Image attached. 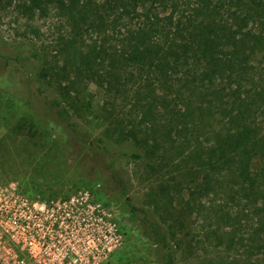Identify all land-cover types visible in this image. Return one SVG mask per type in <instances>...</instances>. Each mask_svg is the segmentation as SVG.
Instances as JSON below:
<instances>
[{
  "label": "trees",
  "instance_id": "obj_1",
  "mask_svg": "<svg viewBox=\"0 0 264 264\" xmlns=\"http://www.w3.org/2000/svg\"><path fill=\"white\" fill-rule=\"evenodd\" d=\"M8 8L34 35L37 19L55 16L57 49L40 67L30 45L0 38V89L52 116L38 115L76 173L103 162L93 175L117 183L160 262L176 264L194 242L199 264H264V0H0V13ZM53 83L76 102L99 87L101 114L122 145L84 128ZM118 155L145 163L164 216L127 199Z\"/></svg>",
  "mask_w": 264,
  "mask_h": 264
},
{
  "label": "rangeland",
  "instance_id": "obj_2",
  "mask_svg": "<svg viewBox=\"0 0 264 264\" xmlns=\"http://www.w3.org/2000/svg\"><path fill=\"white\" fill-rule=\"evenodd\" d=\"M57 25L53 15L39 18L34 22L38 35H34L27 22L8 8L0 13V38L14 46L30 45L39 54L41 67L56 54ZM22 77L24 80L26 75ZM52 87L74 118L91 134L104 137L114 148L122 145L120 138L117 140L111 136L101 114L102 90L99 87L94 84L88 86L79 102L73 98L74 94L69 98L60 92V88L55 89L57 84L53 83ZM31 91L29 89L27 93ZM33 105L36 107L39 102L35 101ZM38 115L0 89V264H17L18 259L24 260L25 264H49L48 259L63 256L64 250L55 252L53 249V253L47 255L51 253L50 248H42L37 240L31 238L41 233L38 228L54 233L46 227L45 221L60 229L57 235L61 241L71 239V245L79 248L83 258L89 255V251L92 254L94 248L81 249V245L91 243L90 239L96 235L100 225L109 247V264H162L155 245L140 232L135 220L129 218L128 206L117 183L105 185L93 175V164L95 168L102 169L105 168L103 162L96 159L82 163L84 170L76 173L73 154L67 152L63 143L46 129L45 122L41 120L45 118L53 122L52 116L44 111L41 118ZM29 130L36 133L35 136L29 134ZM114 162L128 181L127 199L131 204L153 209L156 217L164 216L161 207L154 206L155 184L146 174L145 163L120 155L115 156ZM29 210H42L44 215L29 217L25 215ZM103 211L105 216L99 220L102 214H98ZM186 224L189 229H194L195 238L199 232V220L193 215ZM180 229L176 227L179 236L182 235ZM113 233L121 236L118 247L110 242L109 235ZM52 239L46 242L50 243ZM200 249L194 242L190 246L184 245L176 253V264H199L204 254Z\"/></svg>",
  "mask_w": 264,
  "mask_h": 264
},
{
  "label": "built area",
  "instance_id": "obj_3",
  "mask_svg": "<svg viewBox=\"0 0 264 264\" xmlns=\"http://www.w3.org/2000/svg\"><path fill=\"white\" fill-rule=\"evenodd\" d=\"M102 214L100 217H98L99 220H102L105 216V212H99L98 215ZM25 215H28L29 217H41L44 215V211H25ZM45 225L48 229L53 230L54 233H48V231H43V228L37 229L41 233H36L32 235V239L37 240L38 244L42 248H50L51 253H47V255H50L53 253V250L56 251H62L64 250L65 253L63 256L50 258L48 259L49 264H109L107 260V250L108 246L106 243V235L102 231L101 227L99 225V229L97 230V233L93 238L90 239L91 243H87V245L83 244L81 245V249H88L93 247V253L89 251V255L86 256V258H83L79 253V248H75L73 245H71L72 241L71 239L67 242L61 241L60 238H58V232H60V229L58 230L55 225H49V221H45ZM40 224L38 223V227ZM116 224L113 223V227L115 228ZM117 230V228L115 229ZM68 233V232H66ZM54 234V236H53ZM110 236V242H114V246L118 247L121 244V236L120 234L113 233ZM52 241L50 243L46 242L47 240ZM31 244V243H30ZM53 249V250H52ZM26 262L22 259L17 260V264H25Z\"/></svg>",
  "mask_w": 264,
  "mask_h": 264
}]
</instances>
